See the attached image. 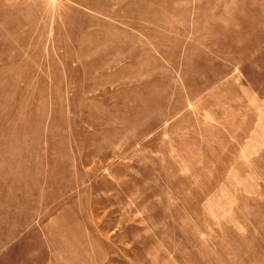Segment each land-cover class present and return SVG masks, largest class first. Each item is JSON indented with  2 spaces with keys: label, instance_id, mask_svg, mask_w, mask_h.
<instances>
[{
  "label": "rangeland",
  "instance_id": "1",
  "mask_svg": "<svg viewBox=\"0 0 264 264\" xmlns=\"http://www.w3.org/2000/svg\"><path fill=\"white\" fill-rule=\"evenodd\" d=\"M0 264H264V0H0Z\"/></svg>",
  "mask_w": 264,
  "mask_h": 264
}]
</instances>
